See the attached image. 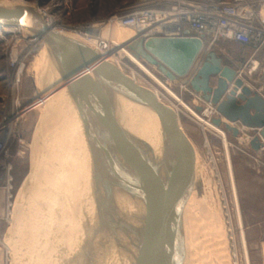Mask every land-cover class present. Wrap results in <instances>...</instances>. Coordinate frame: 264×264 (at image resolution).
<instances>
[{
    "label": "water",
    "instance_id": "obj_1",
    "mask_svg": "<svg viewBox=\"0 0 264 264\" xmlns=\"http://www.w3.org/2000/svg\"><path fill=\"white\" fill-rule=\"evenodd\" d=\"M2 25L23 27L43 40L57 87L67 89L87 137L92 178L99 186L101 204L110 209L105 223L131 252L129 264H183L184 220L201 188V169L199 149L181 124L178 110L95 46L49 25L38 6L0 1ZM127 45L171 80L189 75L204 48L202 38L189 35L136 37ZM189 84L216 107L219 116L212 118L214 124L235 137L241 134L239 124L258 129L244 136L251 137L253 150L264 147V97L236 68L224 64L215 50L207 54ZM116 95L149 109L160 136L161 156L127 128ZM125 200L126 204H119ZM119 210L130 215L133 232L119 220Z\"/></svg>",
    "mask_w": 264,
    "mask_h": 264
},
{
    "label": "rangeland",
    "instance_id": "obj_2",
    "mask_svg": "<svg viewBox=\"0 0 264 264\" xmlns=\"http://www.w3.org/2000/svg\"><path fill=\"white\" fill-rule=\"evenodd\" d=\"M0 1L8 4L28 3L38 6L47 15V18L48 16L53 18L56 29L77 34V37L85 41H88V37L115 40V31L119 30V28L129 32L128 29L119 27L121 23L128 22L125 18L121 19L122 17L145 6L156 7L165 4L164 0ZM4 30L0 26V127L3 128L1 138L6 139L9 135L7 139L9 155L0 157V264H29L25 261L29 258L28 256L26 259H22L21 256L18 257V252L21 251L23 244L19 234L26 230L30 216L35 215L37 212V205L34 200L36 185L34 183L31 185L32 192L30 196L31 204L35 208L32 205L28 206V200L21 209L17 210L16 205L24 183L31 176L34 166V155L36 154L35 157L38 162H41V160L44 162L45 159V155L41 150L44 147V139L41 137L40 141H38L39 136L37 137V134L39 121L45 107L44 98L43 101H40L38 97L45 95L43 91L46 87L42 88V83L39 76H37L35 67L40 51L39 46L36 45L40 41L33 40L30 32L25 28H19L18 31L12 32ZM134 32L137 33L136 31ZM164 33L154 34L172 35L173 32L164 31ZM130 41L124 42L125 47L128 48L127 44ZM113 45H111V49L114 51L109 53L107 58L117 63L124 71L130 73L138 82L153 88L162 100L173 105L179 112L181 124L194 138L199 149L201 188L198 195L202 197L200 198L197 195L200 199L196 197L197 200L191 206L196 207L197 205L196 210L191 208V211L195 210L197 212V208L199 207L200 209L201 205L199 203L202 202L203 204L205 202L209 211L207 212L210 215L208 214L209 217L207 222H205L207 217V213H205L206 217L202 216V220L197 219L200 223L197 221L199 225L195 224L197 228L192 226L190 229L196 238L191 237V231L189 235L187 230H185L186 227H184L186 231L184 236L188 235V239L187 236L184 238L185 254L188 255H185V263L183 262V264H246L245 254L247 258V253L246 251L244 252L243 241L245 239V243H248V246L252 248L254 242L259 240L260 235H251L250 230H247L246 224H244L245 220L241 224L242 210L246 212L247 205H251V203L247 202V188L242 186L241 178L243 173L244 177L250 178L254 171L260 172L264 170V149L255 151L251 148L248 138L244 135H250L248 132L253 133L252 129H243L238 137H234L223 126H213L211 119L208 124L203 121L205 116L202 113L206 105L204 102L194 103L193 99L195 96L191 91L189 80L195 74L205 56H207L208 49L203 48L189 75L171 80L162 74L156 66L140 59L149 72L142 69L119 47ZM216 49L218 50V46ZM197 105H203L204 109L202 111L197 110ZM125 107L129 111V116L133 119L134 113L130 108V104L126 103ZM55 130L56 126L51 130L47 139L45 172L48 184H51L52 173L50 170L52 171L54 164L52 151L56 147L54 146L55 140H53L55 139V136L53 137ZM43 133L45 132L43 131ZM9 163L12 168L10 173H7L2 165ZM50 163L52 164L50 165ZM241 167L245 171L242 172ZM9 177L12 178V197L10 199H8L9 193L7 191L9 185L7 179ZM49 190L51 191L52 188ZM54 191L55 189L52 190V192ZM59 200L55 202L61 203L62 199ZM201 206L203 207V205ZM48 209H52L50 205ZM20 211L21 213H19ZM50 213L54 214L53 209ZM202 221L206 225L201 224ZM49 222H47L48 224L46 223L48 225L46 228V224L44 225L47 232L50 225ZM198 228H201V230ZM44 236L47 237V233ZM261 237H264V233ZM36 239L35 247L36 245L41 246L43 244L41 237ZM30 255L31 252L29 253ZM254 256L252 251V259Z\"/></svg>",
    "mask_w": 264,
    "mask_h": 264
},
{
    "label": "bare ground",
    "instance_id": "obj_3",
    "mask_svg": "<svg viewBox=\"0 0 264 264\" xmlns=\"http://www.w3.org/2000/svg\"><path fill=\"white\" fill-rule=\"evenodd\" d=\"M47 22L49 25L55 27V22L51 16H48ZM119 27L126 28L129 32L119 28V30L115 31V40L109 41L119 47L121 51L125 52V54L140 65L142 69L149 72L147 67L141 62L140 58L129 48L125 47L124 44V42L132 40V38L134 39L138 35V29L136 30L137 27L134 22L132 20H128V22L125 21V23H121ZM2 28L8 32H12L16 30L18 31L19 28L23 27L2 25ZM156 28L166 32H175L178 30V24L172 22L159 25ZM58 30L69 36L73 35V37L79 38L77 37V34H71L61 29ZM32 39L39 40L35 37ZM88 39L90 42H86L93 46H96L99 43L96 38L88 37ZM39 41L40 43L36 46H39L38 48L40 51L35 62V67L37 76H39L41 80L42 88H46H44L45 90L43 91L45 95L38 99L43 101L44 98L45 107L39 121L37 137L39 136L38 141H40L41 137L44 139V147L43 149L41 148V150L45 155V159L44 162L42 160L41 162H38L36 161V154L34 155V166L31 176L24 183L17 199V210L24 207L27 200L28 206L30 207L32 205L30 196L32 192L31 185H33V183L36 185V190H34V200L37 205V212L35 215L30 216L26 230L22 234H19V238H22L23 244L21 251L18 252V257L21 256L22 259H26L28 256L29 258L25 261L29 264H129L131 262V252L124 249L125 247L122 245L118 235L111 232L109 226L105 223L106 219L109 218L108 212L110 213V209L107 204L106 206L102 205L103 203L101 204L98 196L99 186L94 183L92 178L89 143L84 133L81 120L71 102L67 89L65 87H57L56 74L49 60L45 44L43 40ZM112 44L107 45L106 47L109 49V53L114 51L111 49ZM115 97L118 109L119 111L121 110L120 113H123L122 120H124L127 128L150 146L157 156H161L163 154V149L160 136L149 109L123 95H116ZM58 103L60 104L59 106ZM126 103L130 104V108L133 110V119L129 116V111L125 107ZM203 121L208 124L210 119L203 117ZM211 123L213 126H218L214 124L212 120ZM55 126L56 132L54 131L53 133V137L55 136V139H53L55 140V145H52L56 147H54V149L52 148L54 164L52 166L53 168L50 166L52 168V171L50 170L52 173L50 178L51 184L49 183L52 186L51 187L48 184V178L45 172L47 161V139L49 133ZM239 126L242 125L239 124ZM43 131L45 133H43ZM43 134L45 135L43 136ZM51 164L52 163H50V165ZM50 188H52V190L55 189V191H50ZM119 197L121 196L118 195L116 200L119 199ZM199 197L198 199L202 196ZM59 199H62V202L56 203L55 201H60ZM198 201L200 202V200ZM109 202L111 204L118 203L114 200H109ZM48 203L53 209L54 214L50 213L52 209H48ZM120 203L124 205L127 202L125 200L124 202L120 201L119 204ZM199 204L203 205V207L200 205V209L198 207L197 212L195 211L197 207L196 205V207H190L185 215V226L183 227H186L185 230H187L189 235L193 232L190 230L192 226H196L195 228H197V225L195 224L199 223V220H197L198 218L202 220V216L206 217L205 213H207L205 220V222H207L209 217V211L206 208L207 206L205 202L203 204L200 202ZM32 206L35 208L34 205ZM191 208H195V210L192 212ZM118 212L120 214L119 220L121 222L124 221L122 223L125 227L131 230L132 227L129 223L130 215L123 210H119ZM19 213H21V211ZM48 221H50V225L47 232L45 228L48 226ZM203 221L201 224L205 223H203ZM45 224L46 226L44 228ZM207 225L210 226L209 224ZM205 227L207 228V226ZM185 230L184 234L186 233ZM199 230H201V228ZM202 231L204 230L202 229ZM46 233L47 237L44 236ZM193 234L194 233L191 234V237L196 238V236L194 237L195 234ZM185 236H187L188 239V235ZM37 237H41L43 244H41V246L36 245L35 247L34 243L35 240H37ZM30 252L31 255L29 256Z\"/></svg>",
    "mask_w": 264,
    "mask_h": 264
},
{
    "label": "built area",
    "instance_id": "obj_4",
    "mask_svg": "<svg viewBox=\"0 0 264 264\" xmlns=\"http://www.w3.org/2000/svg\"><path fill=\"white\" fill-rule=\"evenodd\" d=\"M164 1L165 4L156 7H142L121 19L132 20L138 29L137 37L144 38L158 36L155 35L156 33H164L163 30L156 28L157 26L176 22L178 30L172 35L200 37L203 39L204 47L208 50L212 49L220 40H232L241 45L253 44L256 49L264 44V0ZM96 39L99 43L95 47L107 57L109 49L106 47L111 42L101 37ZM88 41L90 42L89 39ZM248 69L250 71L259 69L262 77H264V65H261L257 59L252 58L250 60ZM191 91L196 94L195 98L198 102H204L206 105L202 113L203 116L211 120L219 116L215 106L204 101L200 93ZM262 96L264 97V95ZM252 130L253 133L248 132L251 136L258 132V129ZM2 131L3 128L0 127V157H6L9 155L7 148L9 135L6 139L1 138ZM250 138L248 137L249 141ZM2 166L7 173H10L12 168L10 163ZM11 180V177L7 179L9 184L7 188L8 199L12 197Z\"/></svg>",
    "mask_w": 264,
    "mask_h": 264
},
{
    "label": "crops",
    "instance_id": "obj_5",
    "mask_svg": "<svg viewBox=\"0 0 264 264\" xmlns=\"http://www.w3.org/2000/svg\"><path fill=\"white\" fill-rule=\"evenodd\" d=\"M217 46L218 50L216 49ZM211 50L217 52L224 64H229L236 68L241 76H243L246 83L255 91L264 95V77H262L260 70L250 71L248 69L252 58L257 59L261 65H264V44L256 49L253 44L241 45L232 40H220L217 42L216 46L208 50L207 53ZM206 57L207 56H205V58ZM193 94L196 96L194 92ZM196 100V98L193 99L195 104L198 103ZM240 128L241 130L245 129L242 126H240ZM241 170L242 172L245 171L242 167ZM241 180L243 183L242 186L247 188V202L251 203V205H247L246 212L243 210L241 212V224L242 221L245 220L246 222L244 224H246L247 230H250L251 235H260L259 240L254 242L252 248L248 246V243H245V239L243 241L244 252L246 251L247 253V258L245 254L246 264H264V237H261L264 233V170L260 172L254 171L250 178L247 176L244 177L243 173ZM248 250H250L251 253ZM252 251L255 255L253 259Z\"/></svg>",
    "mask_w": 264,
    "mask_h": 264
}]
</instances>
